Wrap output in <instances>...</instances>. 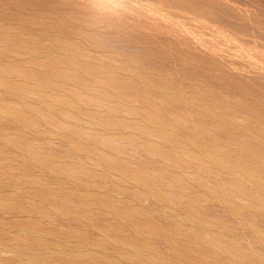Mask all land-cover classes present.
<instances>
[{
  "label": "rangeland",
  "instance_id": "obj_1",
  "mask_svg": "<svg viewBox=\"0 0 264 264\" xmlns=\"http://www.w3.org/2000/svg\"><path fill=\"white\" fill-rule=\"evenodd\" d=\"M0 22H4L0 26L2 90L17 95L27 92L25 84L30 83L37 99L39 88L53 77L44 64L55 56L80 57L96 69L90 79L98 86L60 80L59 88L69 98H88L100 91L107 95L128 92L131 84L150 95L149 102L138 108L153 119L154 133H139L128 147L133 167L159 168L165 173L167 164L177 162L186 175L205 172L208 182L223 186L242 203L250 202L247 193L264 196V0H0ZM7 66L16 69L9 79L3 71ZM115 74L131 84L115 80L114 85L111 76ZM7 107L0 126L10 143L24 149L17 152L18 157H28L31 151L35 163L45 164L48 154L60 167L49 172L42 166L25 180L46 171V191L52 192L57 182L76 176L63 167L76 165L87 171L83 184L89 190L95 188L99 181L92 176L97 170L96 143L76 134L90 127L86 110H81L83 118L74 123L70 134H35L33 138L29 131L16 130ZM112 137L116 144L124 143V138ZM234 174L246 193L228 186ZM55 198L60 201L61 194ZM197 205L234 226V234L247 247L244 261L238 264H264V234L257 233L264 228L261 216L253 220L231 216L214 202ZM153 216L159 219L157 213ZM13 218L0 205V223L9 224ZM55 219L72 222L58 215ZM249 220L253 228L247 227ZM134 243L121 248L119 256L128 255L135 262Z\"/></svg>",
  "mask_w": 264,
  "mask_h": 264
},
{
  "label": "bare ground",
  "instance_id": "obj_2",
  "mask_svg": "<svg viewBox=\"0 0 264 264\" xmlns=\"http://www.w3.org/2000/svg\"><path fill=\"white\" fill-rule=\"evenodd\" d=\"M44 67L53 77H48L39 88L37 99L32 96L30 83L25 84L27 92L17 95L0 86V118L11 102L7 110L16 130L31 132L33 138L35 134L65 136L83 118L81 110H86L87 125L93 128H80L76 134L96 143L97 170L92 176L99 181L89 190L82 182L87 171L76 165L63 167L73 170L76 176L57 182L52 192L46 191V171L25 180L42 166L49 172L60 167L48 154L44 156L45 164L35 163L31 151H27L30 156L19 158L17 152L24 149L17 142L10 143L0 126V205L14 214L9 224L0 223V264H176L183 260L191 264L218 261L238 264L244 261L243 249L247 247L234 234V226L197 204L214 202L223 205L231 216L253 220L259 215L264 219L263 195L247 193L250 202L242 203L223 186L208 182L205 172L186 175L177 162L167 164L169 171L165 173L159 168L133 167V157L126 154L128 147L135 144L139 133H154L153 119L138 108V104L149 102L146 100L149 93L115 74L111 76L113 84L117 85L116 81L131 84L130 91H113L108 95L100 91L88 98L78 95L73 100L60 90L59 81L98 86L95 79H90L97 74L96 69L89 68L76 56H55ZM14 70L7 66L4 76L12 78ZM141 82L147 84L142 79ZM0 85H3L1 79ZM49 116L54 120L50 121ZM116 135L124 138V143L116 144L112 137ZM233 176L235 180L229 181L228 186L246 193L237 175ZM58 193L60 201L55 198ZM154 213L159 219L154 218ZM55 215L72 222H59ZM247 227L253 228L252 221H248ZM257 233L264 234V228ZM132 241L137 252L135 262L128 255L119 256L120 249L124 250ZM147 248L153 254L143 252ZM165 250L172 255H167ZM185 251L188 252L183 255ZM222 254L226 256L222 258Z\"/></svg>",
  "mask_w": 264,
  "mask_h": 264
}]
</instances>
